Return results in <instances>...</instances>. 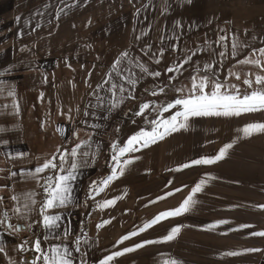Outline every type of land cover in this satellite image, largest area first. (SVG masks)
Instances as JSON below:
<instances>
[{"label":"crops","instance_id":"crops-1","mask_svg":"<svg viewBox=\"0 0 264 264\" xmlns=\"http://www.w3.org/2000/svg\"><path fill=\"white\" fill-rule=\"evenodd\" d=\"M218 28L228 30L227 49L214 43L224 34L219 33ZM233 33L238 34L239 42L245 46L235 59L230 56ZM173 44L177 45L176 52L172 51ZM260 47H264V0H191V3L188 0H0V72L5 73L0 76V127L8 129L0 133V189L8 186L0 190V196L21 197L19 204L10 198L0 202V220H5L0 225V235L6 247L11 249L24 240L31 246L32 241L37 236L42 238L44 233L39 223L32 231L25 230V223L31 221L18 219L12 211L26 202L24 195L31 192L37 201L32 220L42 219L39 215L42 188L35 180L22 179L19 173L34 170L38 159L42 161L54 153L58 157L57 149L70 150L76 143L91 138V149L85 146L81 151L96 153V159L93 162L89 157V164L79 167L76 179L71 182L74 205L55 210L62 217L58 231L66 227L70 232L64 243L74 249L76 236L80 235L79 246L88 253V264H98L107 252L116 250L113 244L122 235L160 212L178 207L191 188L206 176L214 179H208L195 197L198 203L189 213L161 221L138 237L125 241V245L131 246L146 238L159 239L176 224L189 227L182 228L171 242L147 245L126 254L120 258L121 264H163L170 259L183 264H264V237L251 235L264 231V209L258 207L264 205V133L244 138L238 131L246 123H264V111L241 117L193 118L186 131L173 133L149 148L130 154L140 159L129 166L124 176L99 195L93 192L94 198L88 195L93 181L110 174L111 144L122 145L141 128H149L144 123L148 111L142 116L133 115L139 111V106L145 102L159 105L162 98L171 102L175 87L190 86L192 63L185 65L183 74H177L178 81L171 83L168 78L173 74L166 72L168 66L181 62L191 51L204 49L197 51L194 63L203 65L211 59L219 68L217 61H224L221 79L231 68L241 78L236 80L232 76L228 81L248 90L243 79L255 73L264 75V72L251 65H236V60L243 59L252 48ZM161 48L163 56L159 54ZM210 49L226 51L229 56L211 57ZM124 52L128 56L122 59L120 69L125 74H128L127 69L134 71L133 80L143 77L135 89L125 84L128 94L135 99H125L111 113L89 108V102L93 105L97 102L94 90L110 99L106 92L108 85L103 82ZM259 58L264 60V57ZM137 64L149 71H160L161 76L153 79L142 73ZM97 85L102 87L97 88ZM161 87L165 89L163 93L159 91ZM152 91H156L157 96H152ZM9 92L14 94L9 95ZM69 109L71 120L68 119ZM86 110L96 115L85 116ZM93 124L100 127L93 128ZM234 139L236 143L228 156L217 164L169 171L192 159L213 156ZM6 153L13 156L24 153L25 156L9 160ZM70 163L69 159L64 166L67 168ZM10 171L18 175L11 177ZM49 174L46 171L41 175ZM177 187L182 190L175 192ZM168 191H173V195L165 196ZM158 196L165 198L157 200ZM114 197H121L114 206L100 207L105 199ZM4 211L8 212L7 219ZM105 220L111 223L99 229L95 227ZM221 220L230 223L208 230V225ZM8 224L21 230L8 235L5 232ZM242 224L253 227L241 229ZM49 240L50 243L42 242V248L60 243L51 237ZM250 248L259 251L227 255ZM73 255L79 257L80 254L73 252ZM10 256L15 260L23 259L15 251L10 252ZM8 258L0 254V264H6Z\"/></svg>","mask_w":264,"mask_h":264},{"label":"snow or ice","instance_id":"snow-or-ice-1","mask_svg":"<svg viewBox=\"0 0 264 264\" xmlns=\"http://www.w3.org/2000/svg\"><path fill=\"white\" fill-rule=\"evenodd\" d=\"M188 2L191 3V0H188ZM19 19L20 18L17 17V21H19ZM218 32L224 34L219 35L218 39L214 41V43L227 49L229 47L227 43L229 39L228 30L226 28H218ZM176 39H179V37ZM205 43H207V41H205ZM244 47L245 46L239 42L238 34L233 33L230 52L231 58L235 59L240 56ZM148 48L151 49V45H148ZM176 50L177 45L173 44L172 51L176 52ZM197 51L205 50L197 49ZM197 51H191V54L187 55L181 62L173 63L166 69L167 73L173 74L168 78L169 83H171V81H178L177 74L182 75L185 65L192 63L190 86L181 85L176 87L174 92L179 95H176L171 102H163L159 105L145 102L139 106V111L135 112L133 115L142 116L146 111H148V115H144V123L149 125V128L147 130L145 128H141L139 131L129 136L126 141L122 142V145L118 142H113L111 144L112 165L110 174L100 181H93L91 183L89 186V198H94L92 197L93 192L99 195V193L111 185L113 181H118L120 177L124 176L129 166L133 165L136 160L140 159L139 156L130 154L149 148L151 145L164 140L173 133L186 131L190 127V122L193 118L211 116L241 117L246 113L264 111V75L257 74L255 75L254 80L251 78L243 79L244 85H247L250 89L253 88V85H255L256 89L250 93L242 94L238 85L227 83L228 79L232 76H235L236 80H240L241 77L238 73H234L232 69L229 68L227 76L223 77L222 80L220 69L224 67V61H217L219 68L216 64L211 63V59L203 65L196 64L193 62V57L196 56ZM209 51L211 53V57L218 55L219 57L227 58L229 56V53L226 51L217 52L216 49H210ZM159 54L163 56L164 50L162 48L159 51ZM153 55H156V53H153ZM127 56V52L122 53V58L115 61L112 65V71L107 74L108 79L103 82L108 85L106 92L108 93L110 99L100 96L98 92L94 90L97 102L95 105L89 102V108H96L111 113L120 104H122L125 99H135V96L128 94L129 89L125 87V84H129L133 89H135L139 79H143V77L133 80L132 77L136 75L134 71L127 69L126 71L128 74H125V71L120 69L119 66L122 63V59ZM259 57H264V47L252 48V51L247 56L243 59L236 60V65H251L260 69L261 72H264V60H261ZM156 63L159 64L160 60H157ZM236 65H233V67ZM137 67H140L142 73L151 76L153 79L161 76L160 71H149L147 67H143L139 64H137ZM113 73H115V78H113ZM4 75V72H0V76ZM248 75L250 76L251 74L249 73ZM101 87L102 85H97V88ZM185 87H187V92H185ZM159 91L163 93L165 89L161 87ZM13 94L14 93L9 92V95ZM150 94L155 97L158 93L156 91H152ZM170 110L173 111L170 112ZM70 113L71 109H69V120H71ZM153 113L155 114L154 116L152 115ZM166 113L168 115H165ZM84 115L95 116L96 113H90L86 110ZM132 122L134 124L136 123L135 120ZM91 127L99 128L100 125L93 124ZM7 131V128L0 127V133H5ZM117 131H119V129H117ZM238 131L244 138H248L254 134L264 133V123H246L242 128L238 129ZM239 138L240 137H237L236 139ZM236 139L230 143L224 144V146L221 147L213 156H201L199 158L192 159L190 162L182 163L176 168L169 169V171L180 172L193 166H210L217 164L228 156L229 150L232 149L233 145L236 143ZM4 144H7L6 140L4 141ZM85 146L88 149H91V138H89V140L76 143L70 150L66 148L63 150L57 149V152H59L58 157L54 153L50 158H45L42 161L38 159V166H35L34 170L19 173L22 179L35 180L37 185L42 188L43 201L39 209V215L42 219L39 221L32 220L31 213L36 211L35 206L37 201L31 192L24 195L26 202L20 204L19 207H14L12 211L17 214L18 219L31 221L25 223V230L32 231L36 224L39 223L42 225L44 233L42 238L37 236L32 241L31 246H28V240H24L21 244L14 245L11 249L6 247L3 243L2 235H0V254H4L9 257L6 264H75L77 260L79 261V264H88V260L86 259L88 253L86 251H82L79 246L81 243L80 235L76 236L74 243L77 246L74 249L64 243V240L70 236V232L66 227L62 232L58 231L61 229L60 221L62 220V217L58 211H55L66 209L70 204L74 205L71 182L76 179V173L79 167L87 166L89 164V157H91V160L95 162L96 153H91L88 150L81 151V149ZM97 150H99V145H97ZM6 156L9 160H15L16 157H23L25 154L17 153L13 156L10 153H6ZM69 159L71 160V163L66 168L64 165L68 163ZM46 171H49L51 174L42 176L41 174ZM10 175L11 177H16L18 172L10 171ZM208 179H214V177L206 176L205 178L200 179V181L191 188L190 193L183 199L178 207L160 212L159 215H156L149 221L137 226L135 230L122 235L113 244V248L116 250L107 252L103 258L99 259L98 264H121L120 258L126 256V254L134 253L139 249L145 248L147 245L164 244L175 240L180 234L182 228L189 227V225L176 224L175 226L170 227L167 234L163 235L159 239L146 238L133 243L131 246L125 245V241H130L133 237H138L141 233L151 229L154 225L160 224L161 221L180 217L189 213L198 203V200L195 197L202 191L203 186L207 183ZM41 181H43V183H41ZM171 183L172 181H168V184ZM183 187H187V185H184ZM7 188L8 186L5 185L0 190ZM181 190V187L174 189L175 192H180ZM172 195L173 191L165 193V196ZM165 196H158L157 200H162ZM8 198L16 201L18 204L21 200L20 196L14 194L11 197L0 196V202ZM120 198L121 197L105 199L100 207H112ZM155 202L156 201H151V203ZM258 207L264 209V205H259ZM3 216L7 219L8 212L4 211ZM4 223L5 220H0V225H3ZM110 223L111 220H105L102 223L96 224L95 227L99 229ZM228 223H230V221H218L215 224L208 225V230L216 228L219 224ZM250 227L253 226L249 224L240 225L241 229ZM9 229H11V231H9ZM20 230L21 229L16 225L8 224L5 232H7L8 235H14ZM233 230L235 231L238 229ZM80 232L83 234V228H81ZM251 235L264 237V231L252 232ZM50 237L52 240H60V243L52 244L49 248H42V242L50 243ZM12 251L17 252L18 255L23 257V259H13L10 256V252ZM255 251H259V249H245L243 253L231 251L228 252L227 255L238 256ZM73 252L80 254L79 257L74 256ZM28 253H31V255H27ZM163 264H183V262L177 259H170L165 260Z\"/></svg>","mask_w":264,"mask_h":264},{"label":"rangeland","instance_id":"rangeland-1","mask_svg":"<svg viewBox=\"0 0 264 264\" xmlns=\"http://www.w3.org/2000/svg\"><path fill=\"white\" fill-rule=\"evenodd\" d=\"M257 74H259V75H263L262 73H255L254 75H252L251 79L254 80L255 75H257ZM227 83H228V84H232V83H230L229 81H228ZM184 85H185V86H188L187 84H184ZM238 86H239L240 91H241L242 94L250 93L251 91H253V90L256 89V86H255V85H253V88H251V89L248 88V90H247L245 87H243V85H238ZM175 88H176V87H175ZM175 88H174V89H175ZM185 92H187V87H185ZM172 94L174 95V97H175L176 95H179L178 93H175L174 90L172 91ZM169 99H171V98H169ZM159 102H160V104L163 103V102H167V99H166V98H162V99L159 100ZM131 128H132V127H131Z\"/></svg>","mask_w":264,"mask_h":264}]
</instances>
